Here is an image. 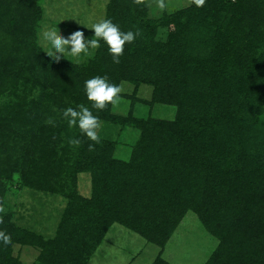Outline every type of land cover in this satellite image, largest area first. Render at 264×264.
<instances>
[{"label":"trees","instance_id":"obj_1","mask_svg":"<svg viewBox=\"0 0 264 264\" xmlns=\"http://www.w3.org/2000/svg\"><path fill=\"white\" fill-rule=\"evenodd\" d=\"M39 2L0 0V206L15 175L21 191L61 195L67 205L52 240L0 212L12 238L0 243V264H23L16 244L40 250L34 264H86L114 223L164 248L188 210L219 241L205 264H264V0H205L156 19L146 0H110L106 18L142 31L119 64L102 40L83 64L48 57L37 41ZM97 75L134 93L150 86L151 100L133 96L131 108L176 110L173 120H139L111 104L92 109L101 122L140 130L128 161L113 141L88 151L92 142L62 118L67 107L91 108L84 85ZM79 175L90 179L89 198Z\"/></svg>","mask_w":264,"mask_h":264},{"label":"rangeland","instance_id":"obj_2","mask_svg":"<svg viewBox=\"0 0 264 264\" xmlns=\"http://www.w3.org/2000/svg\"><path fill=\"white\" fill-rule=\"evenodd\" d=\"M110 0H40L42 10L41 20L38 24V44L47 52L51 45L43 38L42 33L48 29L59 30L67 37L70 33L80 30L86 39L94 36L92 24L106 18L107 6ZM149 7V17L156 19L163 13H172L190 6L193 0H165L166 8L158 7L156 0H146ZM165 32L161 31L158 39H164ZM98 49H90L88 55L72 57L65 53L59 62L83 64L95 56ZM118 103L113 105L112 112L126 116L132 111L133 117L146 120L157 119L173 120L175 108L165 105H150L136 102L131 108L133 96L140 100L150 101L152 88L141 86L134 93V86L122 82ZM123 95V96H122ZM126 96V97H125ZM101 140L116 142L115 156L128 161L131 151L140 138L137 127L118 125L110 122H101L98 130ZM89 178L79 175L77 188L81 195L91 196ZM17 176L13 178L12 196L6 199L4 212L14 213V219L20 228L34 232L46 240L55 238L60 219L67 205V199L61 195L34 192L18 189ZM219 241L207 232L196 213L191 210L182 214L181 220L176 224L172 235L164 248H160L137 233L127 229L119 223L110 226L103 241L94 252L89 254L86 264H152L160 257L170 264H205L214 252ZM13 253L23 264H34L40 254L35 247H26L19 244L13 246Z\"/></svg>","mask_w":264,"mask_h":264},{"label":"clouds","instance_id":"obj_3","mask_svg":"<svg viewBox=\"0 0 264 264\" xmlns=\"http://www.w3.org/2000/svg\"><path fill=\"white\" fill-rule=\"evenodd\" d=\"M197 7H202L205 0H193ZM136 4H143L145 0H134ZM159 8L165 9V0H156ZM91 30L94 31V36L91 39H86L84 32L76 30L70 33L67 37L56 29L45 30L43 38L51 45V48L45 52L48 57L59 62L62 57H66L65 53L72 57H80L88 55L90 49H98L102 40L108 46V52L111 55L112 62L119 64L120 58L124 54V47L127 44L133 43L137 37L142 36V31L136 28L135 31H121L119 25L115 24L109 18H103L92 24ZM84 90L87 100L91 104V108L80 104L77 108L67 107L62 110V118L67 122L69 127H78L80 133L87 137L89 141L88 151H95V145L101 143L98 130L101 128V121L98 116L93 114L92 109L104 111L108 106L118 103L121 93V88L115 83L109 81L107 75L94 76L85 81ZM45 123L55 126V122L49 118ZM68 145L78 148L82 145V140L79 138H68ZM4 208L0 206V212ZM4 223L0 217V225ZM0 243L7 247L12 244L11 235L6 229H0Z\"/></svg>","mask_w":264,"mask_h":264}]
</instances>
